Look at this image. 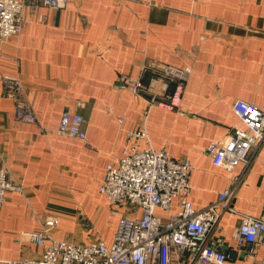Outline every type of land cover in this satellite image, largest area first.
Returning a JSON list of instances; mask_svg holds the SVG:
<instances>
[{
	"label": "crops",
	"instance_id": "0c3cea01",
	"mask_svg": "<svg viewBox=\"0 0 264 264\" xmlns=\"http://www.w3.org/2000/svg\"><path fill=\"white\" fill-rule=\"evenodd\" d=\"M25 18L21 35L0 44V166L24 189L0 208V264L37 256L41 247L21 235L48 217L60 221L57 240L112 244L119 217L100 187L148 109L119 79L148 81L166 65L192 75L181 112L150 110L151 144L190 161L198 210L237 186L236 212L223 213L213 242L228 264H264L263 244L239 247L235 239L242 215L264 220V144L234 170L216 166L207 151L242 127L235 101L264 111V0H67L36 14L26 8ZM5 75L23 80L40 125L17 121L3 96ZM66 111L85 118L86 142L57 132Z\"/></svg>",
	"mask_w": 264,
	"mask_h": 264
},
{
	"label": "built area",
	"instance_id": "2783aa9c",
	"mask_svg": "<svg viewBox=\"0 0 264 264\" xmlns=\"http://www.w3.org/2000/svg\"><path fill=\"white\" fill-rule=\"evenodd\" d=\"M66 3L67 0H0V44L21 35L27 22L26 8L36 14L40 7L60 9ZM191 75L188 68L166 65L154 68L148 81L125 75L119 79V86L144 99L148 109L141 125L128 133L120 160L107 167L100 187L111 215L119 217L112 244L100 239L88 243L57 240L54 233L60 221L58 217H48L38 230L21 235L41 247V252L5 264H228L229 254L220 243L213 242V236L223 213L236 212L231 201L237 186L219 193L217 201L205 209H196L190 200V161L177 160L167 150L154 149L145 126L152 107L182 111ZM2 82L3 96L13 104L17 121L40 125L23 80L5 75ZM79 106L83 108L84 103ZM232 108L242 127L235 128L225 141L211 143L207 148L214 164L229 170L241 164L247 167L264 144V111L242 100L235 101ZM85 123L83 115L66 111L57 132L86 142ZM143 142L145 148L141 146ZM14 192L24 194V189L11 177L6 165L0 166V208L8 194ZM235 239L239 247L264 245V220L242 215Z\"/></svg>",
	"mask_w": 264,
	"mask_h": 264
},
{
	"label": "rangeland",
	"instance_id": "374dc122",
	"mask_svg": "<svg viewBox=\"0 0 264 264\" xmlns=\"http://www.w3.org/2000/svg\"><path fill=\"white\" fill-rule=\"evenodd\" d=\"M116 217H118V216H115V218H116ZM113 221H114V218L111 220V222H113Z\"/></svg>",
	"mask_w": 264,
	"mask_h": 264
}]
</instances>
